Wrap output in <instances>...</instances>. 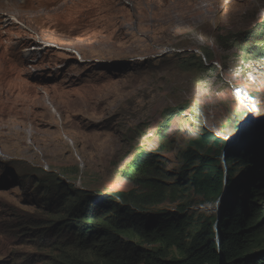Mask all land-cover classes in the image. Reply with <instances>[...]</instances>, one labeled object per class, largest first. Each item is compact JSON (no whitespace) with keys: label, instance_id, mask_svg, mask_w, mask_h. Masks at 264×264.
I'll return each mask as SVG.
<instances>
[{"label":"rangeland","instance_id":"rangeland-1","mask_svg":"<svg viewBox=\"0 0 264 264\" xmlns=\"http://www.w3.org/2000/svg\"><path fill=\"white\" fill-rule=\"evenodd\" d=\"M263 114L264 0H0V264H98L71 215L109 224L92 194L180 214L179 248L111 231L136 264L181 257L221 199L199 155L227 201L255 193L264 247Z\"/></svg>","mask_w":264,"mask_h":264},{"label":"trees","instance_id":"trees-1","mask_svg":"<svg viewBox=\"0 0 264 264\" xmlns=\"http://www.w3.org/2000/svg\"><path fill=\"white\" fill-rule=\"evenodd\" d=\"M220 145V141L217 142ZM223 146V144L221 145ZM200 167L188 176V182L208 200L220 199L219 208L210 214L207 221H201L194 232L193 239L178 258L169 260L159 258L154 253L145 254L148 264H264V247L260 236L259 208L252 204L254 192L249 194L246 201L239 198L227 201L225 196L228 182L221 170L212 161L199 155ZM208 161V162H207ZM227 183V187H226ZM225 185V189H224ZM254 186H249L254 190ZM224 189V190H223ZM219 193H222L220 196ZM90 200L100 208L109 209L111 217L109 224L100 225L91 220L93 212L75 210V226L80 230L83 238L89 240L100 239L107 243L105 252L99 250L98 264H136V248L129 249L114 243L112 227L132 229L146 241H161L166 246H181L180 214L175 211L147 214L127 207L106 194L89 195ZM80 219H88L85 222ZM101 237H103L101 239ZM102 256H106L105 260Z\"/></svg>","mask_w":264,"mask_h":264},{"label":"bare ground","instance_id":"bare-ground-1","mask_svg":"<svg viewBox=\"0 0 264 264\" xmlns=\"http://www.w3.org/2000/svg\"><path fill=\"white\" fill-rule=\"evenodd\" d=\"M31 48H33V50H36L37 51L38 49H41V46H40V44H35V46L34 47H31ZM25 50H28V49L25 48L23 51L25 52ZM26 55H28V54H26Z\"/></svg>","mask_w":264,"mask_h":264},{"label":"water","instance_id":"water-1","mask_svg":"<svg viewBox=\"0 0 264 264\" xmlns=\"http://www.w3.org/2000/svg\"><path fill=\"white\" fill-rule=\"evenodd\" d=\"M263 116H264V114H263ZM222 144L220 143V145L219 146H221ZM218 203V202H217Z\"/></svg>","mask_w":264,"mask_h":264}]
</instances>
